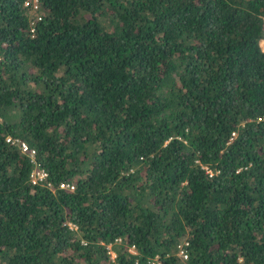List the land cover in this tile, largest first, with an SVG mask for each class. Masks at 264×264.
<instances>
[{
	"label": "trees",
	"instance_id": "obj_1",
	"mask_svg": "<svg viewBox=\"0 0 264 264\" xmlns=\"http://www.w3.org/2000/svg\"><path fill=\"white\" fill-rule=\"evenodd\" d=\"M262 40L264 0H0V264H264Z\"/></svg>",
	"mask_w": 264,
	"mask_h": 264
},
{
	"label": "built area",
	"instance_id": "obj_2",
	"mask_svg": "<svg viewBox=\"0 0 264 264\" xmlns=\"http://www.w3.org/2000/svg\"><path fill=\"white\" fill-rule=\"evenodd\" d=\"M33 2L35 3V0H33ZM33 7L35 8L36 5H34ZM263 119H264V117L263 118L259 117V118H257V121H261ZM6 141L10 142L12 144H17L18 143V146L21 149V151L26 153L31 158L32 161L34 160V153H35L34 149L29 148L28 145L25 142L17 140V139H11L10 137H8L6 139ZM45 176H46V173L43 170H38V169L35 168L32 171V173L30 174L31 183L37 184V183L41 182L45 178ZM60 188L73 190L74 189V185H71L69 183H61L60 184ZM107 248H108V254L110 256V259L112 261H114V259L116 257L115 252L111 250L110 246H107ZM180 254L182 256L186 257V254H184L182 251L180 252ZM157 263H158L157 259H154L153 262H152V264H157Z\"/></svg>",
	"mask_w": 264,
	"mask_h": 264
},
{
	"label": "rangeland",
	"instance_id": "obj_3",
	"mask_svg": "<svg viewBox=\"0 0 264 264\" xmlns=\"http://www.w3.org/2000/svg\"><path fill=\"white\" fill-rule=\"evenodd\" d=\"M260 45L262 46V48L264 47V40L260 41Z\"/></svg>",
	"mask_w": 264,
	"mask_h": 264
}]
</instances>
